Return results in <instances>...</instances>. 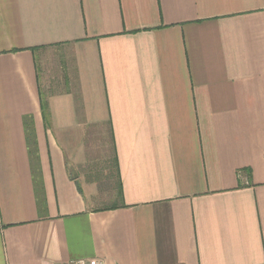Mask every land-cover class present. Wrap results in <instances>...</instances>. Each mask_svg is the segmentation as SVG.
<instances>
[{
  "label": "crops",
  "instance_id": "obj_1",
  "mask_svg": "<svg viewBox=\"0 0 264 264\" xmlns=\"http://www.w3.org/2000/svg\"><path fill=\"white\" fill-rule=\"evenodd\" d=\"M92 257L264 264V0H0V264Z\"/></svg>",
  "mask_w": 264,
  "mask_h": 264
},
{
  "label": "rangeland",
  "instance_id": "obj_2",
  "mask_svg": "<svg viewBox=\"0 0 264 264\" xmlns=\"http://www.w3.org/2000/svg\"><path fill=\"white\" fill-rule=\"evenodd\" d=\"M94 132V134H95V131H93ZM96 132H98V131H96ZM100 134L102 135V131L100 132ZM101 139V138H100ZM105 141L108 143V138L107 137H105ZM102 140V139H101ZM91 144L93 145V146H100L101 145V141H93V142H91ZM112 159L110 158V156H109V158H107V159H104V158H102V157H97L96 159H93L92 161H91V165L92 166H97V165H109V166H111V163H112V161H111ZM101 185H102V187L104 186V187H107V188H109V187H111V184L109 185V187L108 186H106L107 185V183H104V182H102L101 183ZM103 195L105 196V197H107V195L106 194H104L103 193Z\"/></svg>",
  "mask_w": 264,
  "mask_h": 264
},
{
  "label": "built area",
  "instance_id": "obj_3",
  "mask_svg": "<svg viewBox=\"0 0 264 264\" xmlns=\"http://www.w3.org/2000/svg\"><path fill=\"white\" fill-rule=\"evenodd\" d=\"M69 264H103V261L99 258H78L73 259Z\"/></svg>",
  "mask_w": 264,
  "mask_h": 264
},
{
  "label": "trees",
  "instance_id": "obj_4",
  "mask_svg": "<svg viewBox=\"0 0 264 264\" xmlns=\"http://www.w3.org/2000/svg\"><path fill=\"white\" fill-rule=\"evenodd\" d=\"M115 162H116V160H115Z\"/></svg>",
  "mask_w": 264,
  "mask_h": 264
}]
</instances>
